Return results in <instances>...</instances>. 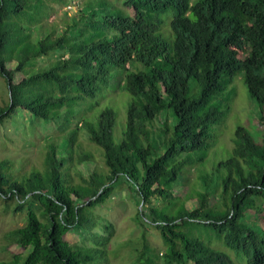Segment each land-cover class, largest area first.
Masks as SVG:
<instances>
[{"label": "trees", "instance_id": "obj_1", "mask_svg": "<svg viewBox=\"0 0 264 264\" xmlns=\"http://www.w3.org/2000/svg\"><path fill=\"white\" fill-rule=\"evenodd\" d=\"M49 1L0 0V76L9 90L0 125L25 112L33 126L67 128L75 108L87 99L96 108L116 76L131 100L119 143L117 113L106 106L51 142L43 170L19 175L0 160V200L26 215L5 235L26 250L9 264H109L113 225H104L107 236L95 231L93 212L123 184L141 206L136 221L160 232L163 264H264V0H92L61 24H49ZM239 73L262 130L238 126L232 151L207 170L212 130ZM78 130L106 167L89 177L77 169L94 159L74 149ZM194 171L200 189L190 210L174 190ZM74 231L81 243L67 240ZM155 258L147 245L136 263Z\"/></svg>", "mask_w": 264, "mask_h": 264}, {"label": "rangeland", "instance_id": "obj_2", "mask_svg": "<svg viewBox=\"0 0 264 264\" xmlns=\"http://www.w3.org/2000/svg\"><path fill=\"white\" fill-rule=\"evenodd\" d=\"M90 1L92 0H66L63 3L51 0L47 2V11L51 15L48 17L49 24H61L64 20L70 19V17L77 15L78 11ZM47 61H42V63ZM12 68H15L14 64ZM16 76L19 80L22 78V74ZM116 77L111 81L109 89L104 90L102 95L96 99V108L88 109L92 99H87L88 102H84L75 108L76 117L67 128L63 127L62 122L51 124L48 127L33 126L29 123V115L25 112L16 113L11 119H7L4 124L0 125V160L10 159L13 161L16 173L19 175H29L35 170H43L44 160L51 142L69 136L73 130H77V123L80 120L84 117L90 118L106 106H112L117 113L114 138L119 143L121 139L119 137H121L126 125V106L131 97L127 93H123ZM229 91L233 92V97L230 102L225 104L228 111L212 130L215 146L209 153L210 163L205 167L207 170L212 169L214 159H224L232 151L235 130L238 126H245L256 136L262 130L258 124L259 107L249 94L242 73H239L230 84L228 83V90L225 95ZM8 101V86L4 78L0 76V105L5 106ZM77 138L78 141L74 149H77V144H79L81 149L79 153L91 154L94 157V159L77 166L82 176L89 177L95 171L105 170L101 150L89 140L88 135L84 131L78 130ZM75 177L76 183H81V179ZM199 189L194 171L193 174L188 173L187 180L181 186H177L174 192L177 197L185 201L187 208L192 210L198 205L196 191ZM212 201L215 202L216 199L213 198ZM13 208L12 205L6 211L4 201L0 200V264H9L15 256L26 253L24 248L8 244L5 239L7 232L26 224L25 213H14ZM140 209L141 206L130 193L127 184L116 188L115 193L106 203L94 209L93 214L99 224L95 231L107 236L104 225L107 223L113 225L108 248L109 264H137L138 256L147 245L159 254V258L154 259L156 263L163 264L167 246L156 228L152 226L143 227L136 221ZM262 213L258 223L264 227V212ZM252 214H254L253 211L250 212L251 217ZM67 240L71 244L81 243L82 235L75 231L70 232L67 235ZM216 246L221 250L228 251L221 244H216ZM230 254L233 256L232 253Z\"/></svg>", "mask_w": 264, "mask_h": 264}]
</instances>
